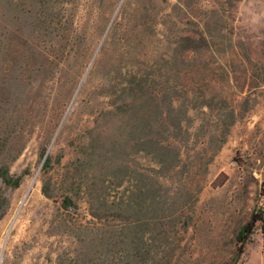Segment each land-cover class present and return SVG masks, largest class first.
Returning a JSON list of instances; mask_svg holds the SVG:
<instances>
[{
	"label": "rangeland",
	"instance_id": "rangeland-1",
	"mask_svg": "<svg viewBox=\"0 0 264 264\" xmlns=\"http://www.w3.org/2000/svg\"><path fill=\"white\" fill-rule=\"evenodd\" d=\"M259 208L264 0L0 4V264H264Z\"/></svg>",
	"mask_w": 264,
	"mask_h": 264
},
{
	"label": "trees",
	"instance_id": "trees-1",
	"mask_svg": "<svg viewBox=\"0 0 264 264\" xmlns=\"http://www.w3.org/2000/svg\"><path fill=\"white\" fill-rule=\"evenodd\" d=\"M6 3V0H0V4ZM177 126H181L180 122L177 121ZM147 145L148 146H152L154 148V150H156L159 153L165 154V152H168L166 150V147L159 145V142L156 139H150L149 141H147ZM152 148V150H153ZM154 152V151H153ZM170 156H168L167 159H169ZM165 157L163 158L161 156V161L163 163H166L167 160ZM47 160V158H46ZM168 162L170 163V161L168 160ZM19 180L20 177H18L15 182L14 185H18L19 184ZM128 206L130 208H132V203H128ZM257 223L261 224V228L264 229V209L263 208H259V210L257 211H253L250 215L249 220L244 223L238 230L237 234H236V242L239 244L238 245V251L236 253V257H238L242 252H243V248L244 245L247 241V239L249 238V236L251 235V233L253 232V229L255 228V225ZM138 241V237L133 239V242L136 243ZM130 242H132V238L130 239ZM135 250V257L137 258V260L142 261L146 258L145 256H141V251L138 248H134ZM141 256V257H140Z\"/></svg>",
	"mask_w": 264,
	"mask_h": 264
},
{
	"label": "bare ground",
	"instance_id": "bare-ground-1",
	"mask_svg": "<svg viewBox=\"0 0 264 264\" xmlns=\"http://www.w3.org/2000/svg\"><path fill=\"white\" fill-rule=\"evenodd\" d=\"M35 180H36V178L34 177V179L32 180V182L30 184V188H32V186L35 184Z\"/></svg>",
	"mask_w": 264,
	"mask_h": 264
}]
</instances>
